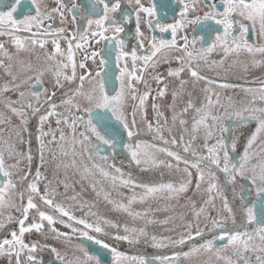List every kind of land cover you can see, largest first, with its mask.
<instances>
[{"label":"snow or ice","instance_id":"6c2138e0","mask_svg":"<svg viewBox=\"0 0 264 264\" xmlns=\"http://www.w3.org/2000/svg\"><path fill=\"white\" fill-rule=\"evenodd\" d=\"M129 4L133 3V0H128ZM183 3V0H179ZM2 3V0H0ZM21 0H14L11 10L8 12H0V37H8L15 47L16 52L19 54L21 52L34 51L38 46L40 49L45 48L47 41L41 36H48L51 30V26L45 29L41 36L37 33L32 32V27L36 26L39 28L40 24L44 19H53L52 12H58L61 17H63L64 5L57 0V7L52 10V12L41 13L40 6L37 4V0H32L35 6V15H25L23 19H17L14 17L13 13L17 11L16 5L20 4ZM121 0H114V2L109 5L106 0H94L91 8L87 9V17L82 15V19H87L88 27L85 28L84 33H73L72 38L69 39L68 52L65 57L64 52L61 50L57 40H53L54 49L51 53L45 52V60L40 65L43 71H51L57 87H62L61 79L64 81L72 82L78 81L79 84L76 88L72 89L70 93L66 92L64 98L61 99L60 104L66 106L68 115L64 113L57 112L56 108L58 105L53 101V96L55 92L51 95L46 96L43 103L40 102L41 91L46 92V89H41V91H32L31 88L28 95L32 97V100L26 99L25 92H19V99L17 101L6 100L5 106L11 110L13 115L20 119L21 129L13 127L11 129L10 137L15 138V142L9 143V141L0 140V177H3L2 182H0V210L5 207L11 209L16 208L20 213L19 217H13L8 214L6 219L8 222H13L17 224L18 230H12L8 236L0 238V255H7L9 257V262L11 264V259L15 257V264H21V256L25 258L28 264H42L40 260L37 259L33 253L38 250H43V248H48L49 246H41L39 243H26L24 236L26 233L38 232L42 235L48 233L54 234L53 239H62L66 243H70L72 237L68 233L58 231L54 225L60 223L65 227L70 228L71 233H78L79 237L91 241L93 244L98 245L101 249H107L111 253V264H124L125 261H134L135 264H147V259L145 257L137 256H126L119 252L117 249L111 247L103 240L98 238V235H107V231L104 225H108L112 228H119L120 226L108 219L97 216L96 221L89 222L87 219L77 218L69 211L68 206L62 202L56 200V189L51 185V182L45 184L44 191L41 193L38 187L42 179L46 180L47 177L44 176L40 168L37 167L35 175L31 176L29 179L30 171H25L20 168V162L27 160L28 168L31 169V164L33 160L32 152L29 149L26 152H18L16 150V143H24L22 132H28L27 124L29 120V112L31 115L39 117L37 124V135L36 141L39 145V156H40V166L42 167L45 162V152L52 157L53 161H56L57 157H61L59 162L55 163L54 167L56 171H59L62 167L67 169H76L80 172L82 178H95L97 173L100 177H103L105 181L110 180L113 190L123 186L132 188H143L144 193L139 195V202L143 203L148 197H157L163 199H173L178 198L180 194L188 190V186L192 182V173L189 168H195L197 172L196 176V190L200 191L201 184L205 182V177H207V187L205 191L207 192L206 204L212 203L216 196L222 194V188L218 182L216 172L212 170L211 166H215L219 172L224 173L227 178V183L234 184L236 178L239 176L244 179H249L251 184L255 188V199L249 203H245V197L241 196V207L239 211L244 217V221L241 225L235 226L234 210L229 206L227 199L224 201V209L228 213V218L232 219L234 227L232 229H227V224L217 220H212L213 229L221 228L225 229L221 234L213 233V239L207 240L202 244L196 245L193 243L195 237H200L203 239L204 233L202 230L197 229L195 235L191 230V225L186 226V230L181 232L178 239H173L167 237L164 239H158L156 236L151 237V244L154 248L167 247L169 244L179 247L191 245L189 251L183 253H176L173 257H168L167 255L163 257H153V259L159 261V264H175L178 257L183 256L184 258H189L194 254L203 252H212L216 259H224L225 264H235L232 256L244 258L245 264H248V260L245 253L254 252L258 253L256 255V264H264V107H253L251 102H247L241 105L239 108H235L231 100L228 101L223 107L226 109L225 116L231 119L235 116L242 123L247 121H255L256 127L255 131L252 132L251 136L247 139L246 144L243 147V153L239 157V161L234 163L230 159L228 145L223 139H218L215 144L208 147L207 141L213 137L214 128H219L221 131H227L223 127L221 121L225 119V116L217 115L215 109L220 106L219 99L215 102L211 99V92L209 88H204L205 98L207 103L202 104L200 107H196L191 99L187 103L183 112H187L189 109L194 110L195 115L192 117V135L190 136V142L188 144H183L184 153H190L192 157L197 158L198 162H191L186 157L181 156L178 152L170 150L167 147H159L155 150L159 153H164L172 160L176 161V171H183L186 179L182 180L178 185L173 183H160L158 185H142L137 184L135 181L126 177L124 173L121 172L119 168L114 169V173L108 171L112 168V165L108 164V157H100L103 163H99L95 160V155H99V149L94 148V144L98 141L100 144L107 145L110 149H115L117 141L115 137L106 135L108 125L106 123V114L111 113L113 119L123 125L124 130L127 132V136L131 139L135 133L129 129V126L124 119L123 107L126 104L128 96L126 90L136 91L134 84L135 80L137 83H142V75L137 76L135 62L140 60L143 62V67L139 69L142 74L149 67L156 68L160 62L159 54H163L165 51H179L181 54L176 57V62L180 64V67L176 69L169 68L167 75L169 77L179 78L181 73L187 69L190 76L194 81H206L208 84H212L213 81L203 76L199 72V68L203 65H207L208 54H210L214 49L220 48L225 54V58L230 53H236L237 55L241 52H247L249 56L255 57L256 54H264V44L253 45L250 44L246 39L241 40V37H246L249 33V28L245 22H249L252 25V31H256V25H259V35L264 37V0H222L223 12L216 11L215 4H207L209 11L204 14L203 21H214L215 24L221 25L223 27V36L217 35L213 44L208 48L195 49V51L189 50V44L195 48L196 40L188 41L187 37H183L184 44L180 47L177 46L176 35L177 29L182 28L187 24H200L202 20L200 17L194 19H187V12L189 11V5L184 4L183 11L181 12V19L176 21L175 24L164 25L156 22L155 29L160 32H168L171 29L172 39L171 40H160L156 41L154 38L150 42V48L147 55H137V51L134 49L129 53L125 50V41L120 34L124 32L123 24L127 23L129 20V15L127 13H121L120 20L118 22L117 18L111 15L116 13L120 9ZM135 7L134 11L136 14V35L140 37L142 33L140 32V13H144L148 17H154L156 15L154 8L144 7L141 4V0H134ZM99 5H103V14H100ZM77 6L73 3L72 8L68 9L69 13H73V9ZM97 16L98 18L93 19L91 17ZM220 17V18H217ZM73 23L75 24V15L73 18ZM145 23L152 28V20H145ZM92 25L96 26L99 31L89 32V28ZM239 25V36L235 35L234 28ZM56 33H63L64 29L54 30ZM111 31L112 36L105 35L106 32ZM30 32L31 35V49L27 46L26 41L29 37H21L18 33ZM97 37L99 36L102 40H106L109 43L115 42V58L117 62V67L119 68L120 75L116 77L120 81V90L116 92L114 96L106 94L105 89L111 83V75L109 70V60L112 56V50L109 49L105 52L104 56L100 57L98 70L93 76L91 71H85V74L77 75L76 67L77 65L73 61L74 49L72 47V42L77 37L80 40L86 41L88 36ZM75 47L77 49L81 48L80 43H76ZM140 47L143 48V42H140ZM0 53H3L5 57L9 60L12 56L5 50L4 43L0 42ZM99 53L93 52L91 58L95 62V57ZM131 56L133 61V66L131 71H127V60L128 56ZM60 57L61 59H57ZM66 58L67 63L64 62ZM89 57H85L88 59ZM124 60L125 67L120 68V61ZM164 63H169L167 59L163 61ZM223 60L217 62L212 61L213 66L223 64ZM22 63V61H21ZM253 67L264 64V61H257L256 59L251 60ZM0 66H4L2 61H0ZM69 66L72 68V75L69 77L64 74V69ZM80 69H86V65L81 62L79 64ZM11 65L6 66V74L12 77L9 84H5L0 88V92H9L15 88H19L22 83H27L28 80L33 79L32 76H28L27 79H23L14 75L10 71ZM26 71H31L32 66L27 65ZM43 71L40 76L43 75ZM99 77V81L96 80ZM125 77H127V82H125ZM157 84L163 82V78L159 75L154 77ZM36 84H41L40 77L37 76ZM85 80H88L89 84L92 85L90 89H84L83 85ZM186 81L180 80V88L183 89ZM221 87L227 88L228 84H222ZM246 92H259L261 95L259 99L264 101V87L259 89H245ZM165 94V88H160L158 90V95L163 97ZM79 97L80 100L76 98ZM176 93H173V98L175 100ZM148 98V93L144 95L137 96L132 95L131 99L139 101L138 104H133V124L135 125V115L136 110L139 108L143 110L145 100ZM84 101L86 106H82L80 101ZM19 105L16 107L15 105ZM39 105V106H37ZM42 114V110H44ZM231 109V111H228ZM153 110L156 111V105H153ZM86 113L87 120L83 115H78V113ZM95 113V117H94ZM101 113H104L102 115ZM182 115V113H181ZM50 117H55L57 127L52 129L50 126L47 131L44 130V125L49 121ZM162 113L157 114V126L154 128L151 124L148 125L150 132H154L155 138H159L164 145H168L169 141L164 139L161 135L163 131V124L161 123ZM178 117L173 115V124L177 122ZM211 121L212 123H209ZM5 123V121L0 118V124ZM10 123V121H8ZM186 121L184 119H179V124L184 125ZM63 125L68 129L67 134L64 128L60 126ZM83 125L84 131L77 132V129ZM203 130L205 134L204 148L207 150L208 155H203L197 152L191 141H194L196 133ZM56 132L60 135L57 138ZM90 133V134H89ZM93 137L95 140H93ZM47 138V139H45ZM183 142V137H181V143ZM55 144L53 148L51 145ZM173 146L177 145L175 138L171 140ZM7 145L5 148L4 146ZM125 150H127L133 159V161L140 165L142 163L148 164L149 162L153 167H159L161 165L167 167L168 169L173 168V164L166 163L165 161H157L154 157L144 154L142 159L141 150L143 145L137 143L133 148L130 144L125 143L123 145ZM147 147H153L148 145ZM223 150L221 157L220 150ZM231 149L233 152L236 151V140L233 138ZM7 151L9 158H15L16 163L6 166L4 153ZM87 155L88 161L91 164L89 167L83 161V156ZM256 157L255 162L253 158ZM183 163L185 165L184 169L179 168V164ZM15 170V173L12 170ZM251 173V176L246 175ZM15 175V181L13 179ZM17 182L20 184V191L16 193ZM102 181L99 179L94 180L93 189L96 191L99 197L103 193L104 200L111 204L116 211L126 213L133 220L140 219L144 221L145 225L156 223L151 219L147 218V213L133 211L132 205L137 202L138 196L134 192L133 195L128 198L127 204L114 200L111 198L110 194L105 192L101 187L99 190L96 189V185L101 184ZM67 184L65 188L67 189ZM215 193V195H213ZM17 194L20 199V204L16 205L13 200V195ZM25 194H27V199L25 202ZM39 200V204L36 202ZM73 201H76V196L71 197ZM259 206V216L257 214L256 208ZM42 206L47 208L48 211L42 210ZM195 211V208H194ZM54 212L57 215H52ZM206 209L201 207L199 211L195 212V215L199 217L202 213H205ZM0 211V215H2ZM91 215H96V213H91ZM30 216L32 219L30 220ZM67 218L65 220L64 218ZM47 222V228L45 229L44 222ZM77 225L82 226V228L77 227ZM253 226L252 231H247L248 226ZM5 227L4 221L0 220V229ZM245 229L241 231L240 229ZM96 233L97 236H93L90 233ZM125 235H117L115 238L117 240H124L130 244L138 243L140 237L147 238L148 233L145 227H129L127 224L124 225ZM167 241L165 243L164 241ZM215 241L224 242L220 247H214ZM77 249L83 253V258L77 256L74 258H67V254L62 255L56 248L51 247L50 250L54 254L58 264H102L99 256L90 254L83 246V244H77ZM232 255H227V253Z\"/></svg>","mask_w":264,"mask_h":264},{"label":"flooded vegetation","instance_id":"af4514ba","mask_svg":"<svg viewBox=\"0 0 264 264\" xmlns=\"http://www.w3.org/2000/svg\"><path fill=\"white\" fill-rule=\"evenodd\" d=\"M60 2L64 5V12L63 17L60 16L58 12H52L53 9L57 7V0H37V4L40 6L41 13L45 12H52L53 19H44L43 22L40 24L39 28L36 26L32 27V32L37 33L38 36H41L45 29H48L51 26V30L48 36H41V38L45 39L47 43L45 44L44 49H40L38 46L34 49V51L29 52H21L17 53L15 47L12 45L10 39L8 37H0V42L4 43L5 50L12 56V59L9 60L7 57L0 53V61H2L4 66H0V88H2L5 84H9L11 82L12 77L6 74V66L11 65V73L21 77L23 79H27L28 76H32L33 79L28 80L27 83H22L19 88H15L9 92H0V118H2L5 123L0 124V126H4L8 124L6 130L9 133H3V128L0 127V140L9 141V143L15 142L14 137H10L11 129L15 126L18 129H21L22 126L20 125V119L13 115L11 110L5 106L6 100L17 101L19 99V92H25L26 99L32 100V97L28 95V92L31 88L32 91H41V89H46L47 91H41L40 102L43 103L46 96L51 95L55 92V96H53V101L58 105L56 108L57 112L64 113V115H68L67 108L64 105L60 104L62 98H64V94L66 92L70 93L72 89L76 88L79 84L78 81H64L61 79L62 87L56 86L55 78L51 71H43L40 65L45 60V52L51 53L54 49L53 40H57L61 50L64 52L65 57L67 56L68 52V41L72 38L73 33H84L85 28L88 27L87 19L83 18L82 15L87 17V9L91 8L93 5L94 0H60ZM109 5H111L114 0H106ZM14 0H2L0 3V12H8L11 10L13 6ZM73 3L76 4V8L73 9V13H69L68 9L72 8ZM141 4L144 7H151L154 8L156 15L154 17H148L144 13H140V32L142 35L137 37L136 35V14L134 11L135 3L133 0L132 4H129L128 0H121L120 9L116 13H112L114 17L117 18L118 22L121 17V13H127L129 15V20L127 23L123 24L124 32L120 34L125 41V50L131 53L132 50L137 51V55H147L148 50L150 48V42L153 38L156 41L160 40H171L172 34L171 29L168 32H160L155 29L156 22L164 25H171L175 24L176 21L181 19V12L183 11L184 4L189 5V11L187 12V19H194L196 17H200L201 20L205 13L209 11V8L206 6L207 4H215L217 12H223V3L222 0H183V3L179 2V0H141ZM17 11L13 13L14 17L17 19H23L25 15H35V6L32 3V0H21V3L16 5ZM100 14H103V5L98 6ZM75 15L76 23H73V18ZM93 19L98 18L97 16L91 17ZM220 18V17H217ZM145 20H152V28L150 29L149 26L145 23ZM249 28V33L246 37H241V40L246 39L250 44L253 45H261L264 44V37L259 35V25H256V31H252V25L249 22H245ZM63 28V33H56L54 30ZM239 25H236L234 28L235 35L239 36ZM91 31H99L96 29L95 25H92L89 28V32ZM21 37H29L26 41L27 46L31 49V35L30 32H21L18 33ZM105 35L112 36L113 33L111 31L106 32ZM217 35L223 36V27L221 25H217L214 21H203L200 24H187L182 28L177 29L176 41L177 46L180 47L184 44L183 37H187L188 41H192L193 39L196 40L195 48L191 44H189V50L195 51V49L200 48H208L213 44L215 37ZM143 42L144 47H140V42ZM76 43H80L82 45L81 48L77 49L75 47ZM115 42L112 41L109 43L106 40H102L99 36L91 37L90 35L87 37L86 41L80 40L77 37L72 42V47L74 49L73 53V61L77 65L76 73L77 75L85 74V71H91L93 76H95V72L98 70L99 60L101 56H104L105 52L109 49L112 50V56L109 60V70L111 75V83L105 89L106 94L110 96H114L116 92L120 90V81L116 79L117 76L120 75L119 68L117 67V62L115 58ZM223 45L220 46L222 48ZM220 48L214 49L210 54H208V61L207 65H203L198 69L199 72L205 76L210 78L213 83L208 84L206 81H194L193 78L188 73L187 69L183 73H181L179 78L176 77H169L167 72L169 68L176 69L180 67V64L176 62V57H178L181 53L179 51H165L163 54H159V64L156 68L149 67L145 72L142 74L139 72V69L143 67V62L137 60L135 62L136 65V75H142L143 81L142 83H137L135 80L132 83L135 86L136 91L133 92L130 90V99L126 101L125 106L123 107L122 111L124 114V119L126 120L129 129L134 131L135 135L129 139L127 136V132L124 130L123 125L117 122L115 119L112 118L111 113L106 114V123L108 125L106 135H110L115 137L117 141L115 149H110L107 145L100 144L98 141L95 142L94 148L99 149V155H95V160L99 163H103L100 157H108V164L112 165V168H109L108 171L114 173L115 168H119L122 173L125 174L126 177H129L131 180L138 183L144 184H152L156 183L160 180V178H165L164 182L169 180L170 175L168 171L164 170V166L151 167L150 164H140L137 165L132 157L131 154L125 150L123 145L125 143L130 144L133 148L137 143L145 146L142 148L141 153L144 157L146 153L148 156L152 151L159 147H167L170 150L178 152L181 156L189 158L191 162H198L197 158L192 157L190 153H184L183 151V144H188L190 142V136L192 135V117L195 115L194 110L189 109L187 112H183V109L186 107L187 103L191 99L192 103L196 107H200L202 104L207 103L205 98V93L203 91L204 88H209L211 92V99L213 102L219 99V105L215 111L217 115L225 116L226 109L223 105H226L229 100L232 101L233 106L235 108L241 107V105L246 104L247 102H251L253 107H264V101L259 99L261 95L259 92H246L245 89H259L264 87V64L259 66L253 67L251 64V60L254 58L257 61H264V54H256L255 57L249 56L247 52H241L240 54L230 53L226 58L225 54ZM93 52L99 53L95 57V62L91 58V54ZM89 57L85 59V57ZM57 59H61L57 57ZM167 59L170 61L169 63H164L163 61ZM127 71H131L133 66V61L131 56L129 55L127 58ZM223 60V64L217 63V65L213 66L211 64L212 61H221ZM22 61V63H21ZM64 62L67 63L66 58ZM83 62L86 65V69H80L79 64ZM32 66L31 71H26L27 65ZM120 68L125 67L124 60L120 61ZM43 71V75L40 76V73ZM64 74L67 76L72 75V68L69 66L67 69H64ZM161 76L163 78V82L157 84L155 80V76ZM39 76L41 80V84H36V77ZM149 77V80H153L154 87L145 86L147 82L145 79ZM99 77H96V80L99 81ZM125 82H127V77L124 78ZM180 80L186 81L183 89L180 88ZM222 84H228L229 87L224 88L221 87ZM84 89H90L92 87L89 84L88 80H85ZM160 88H167V89H175L174 92H166L163 97L166 95L171 96L173 106V112L169 117L164 106L162 111L166 112V114H162L161 123L168 133L161 132V135L164 139L169 141L168 145H164L159 138H155V133L150 132L148 129V125L150 124L149 121H145V111L144 109H137L135 115V125L136 127L133 129V104H138L139 101H133L131 99L132 95H137L138 97L148 93V98L145 100L148 103L156 100V94ZM173 93H176L175 100L173 98ZM161 97V96H160ZM166 98V97H165ZM80 100L79 97L76 98ZM81 103V101H80ZM146 103H144L145 106ZM156 111L152 110L155 113L154 116V124H151L154 128L157 126V111L159 109V103H156ZM19 107V105H15ZM39 106V105H37ZM125 109H128L125 112ZM42 110V114L43 111ZM142 112V116L144 119L140 120L137 116L138 112ZM147 111V108H146ZM228 111H231L229 109ZM182 113V115H181ZM95 114V113H94ZM104 115V113H101ZM178 117L177 122L173 124V115ZM78 115H83L85 120H87L86 113H78ZM166 116V118H165ZM95 117V115H94ZM38 115L33 116L31 112H29V120L27 124L28 132H22V137L24 143H16V150L18 152H26L29 149L32 152L33 160L31 164V169L28 168L27 160H23L20 162V168L24 169L25 171H30L29 179L31 176L35 175L37 167L40 168L41 173L47 177L46 180L42 179L38 185L40 192L44 191L45 184L51 182V185L56 189V200L62 202L66 206H68L69 211L72 212L74 216L80 219H87L89 222H94L97 219V216L102 217L104 219H108L116 224H118L119 228H112L108 225H104L107 235L103 234H96L90 233L93 236H97L98 238L103 240L105 243L110 245L111 247L117 249L119 252L123 253L126 256L132 257H145L147 259V264H159V261L153 259V257H163L167 255L168 257L175 256L176 253H183L189 251L191 245L187 246H173L169 244L167 247L162 248H154L151 244V235H149V243L145 237H140L138 243L130 244L124 240H117L115 237L117 235L123 236L125 235L124 232V225H130L129 222L122 219V212L116 211L111 204H108L104 198L103 193L98 197L96 192H93L90 188V178H82L79 171L76 169H67L65 170L63 167L59 170H55V163L59 162L61 157H57L56 161L52 160V157L45 152V162L43 166H40V156H39V145L36 141L37 135V124H38ZM179 119H184L186 123L184 125L179 124ZM55 117H50L49 121L45 123L44 130L47 131L49 126L52 129L57 127L55 123ZM10 121V123H8ZM209 123H212L209 121ZM224 128L227 131H221L219 128H214L213 132L214 135L210 138L207 143L208 147H211L213 143H216L218 139H223L226 144L228 145V151L230 155V159L232 162L236 163L239 161L240 155L243 153V147L247 142V139L251 136L252 132L255 131V121H247L242 123L239 119L233 116L231 119H228L225 116V119L221 121ZM121 126V128H120ZM64 128L66 133L67 128L64 126H60ZM169 127V129H168ZM118 130L123 132L122 137H118ZM172 130V131H171ZM84 131L83 125H81L77 132ZM59 134V132H56ZM181 137H183V142L181 143ZM196 139L191 141L194 148L197 150L198 153L203 155H208L207 150L204 148L205 143V134L204 131L201 130L196 133ZM175 138L177 141V145L173 146L171 144V140ZM233 138L236 140V151L233 152L231 149V144ZM47 139V138H45ZM93 140L95 138L93 137ZM148 145H152L153 147H147ZM5 148L7 145L4 146ZM52 147V145H51ZM154 148V149H153ZM121 152V155L119 154ZM220 154L222 157L223 150H220ZM166 155V154H165ZM167 156V155H166ZM5 157V164L6 159L9 160L8 165H12L16 163V159L10 162V158L8 156L7 151L4 153ZM12 159V158H11ZM256 157L253 158L255 162ZM83 161H88V157L86 155L83 156ZM6 164V166H8ZM212 170L216 172L218 182L222 188V194L216 196L215 200L212 203L206 204L205 201L207 200V192L205 191L207 187V177H205V182L201 184L202 193L201 191H192L190 196L185 200L184 196L182 204L179 206V211L174 213V215H163L162 218L158 217H150L154 218L153 221L156 223H165L163 228L167 229L160 232L163 235H170L172 232H169L173 229L175 234L171 238L178 239L181 232L186 230L187 225H191V230L193 235H195V231L197 226L200 230L203 231L204 236L203 239L200 237H195L193 243L196 245L202 244L207 240L213 239V233L221 234L225 229L215 228L213 229L212 220L215 218L227 224V229H232L234 227L232 223V219L228 218V213L224 209V201L225 198L230 207L234 210V219H235V226H239L244 221V217L242 216L241 212L239 211L241 207V200L240 197H245V203H249L250 201L255 199V188L251 184L249 179H244L241 177L236 178V182L234 184L227 183V178L225 177L224 173L219 172L215 169V166H211ZM15 173V170H12ZM189 171L192 173V182L196 185V176L197 172L195 168H189ZM175 174H177L175 172ZM246 175L251 176V173H247ZM182 178L184 179V173L181 174ZM15 181V175L13 177ZM3 177H0V182H2ZM149 182V183H148ZM168 182V181H167ZM94 182L91 183V185ZM65 184H67V189L65 188ZM103 187H106L107 193L110 195L116 194V192L123 193V197L127 195H133V193L138 192L137 188L129 187H119L116 190L112 189L111 181L104 182L102 184ZM194 190V189H193ZM20 191V184L17 182V189L16 193ZM76 196V201H73L71 197ZM215 195V193L213 194ZM27 199V194H25V202ZM13 200L16 205L20 204V199L17 194L13 195ZM167 200V199H165ZM38 204L40 203L37 199L36 201ZM201 207L206 209L205 213H202L199 217L195 215V212L199 211ZM195 208V211H194ZM42 210L48 211L47 208L42 206ZM2 211V215H0V220L4 221L5 227L0 229V238L4 236H8L12 230H18L17 224L15 221L8 222L6 217L8 214H11L13 217H19L20 213L16 210V208H7L0 210ZM257 214L259 216V206L257 205L256 208ZM91 213H96V215H91ZM52 215H57L56 213L52 212ZM168 217V218H166ZM158 218V219H157ZM32 217L30 216V220ZM67 220V218H64ZM161 219V221H159ZM178 222L172 223V221ZM152 223L149 224L150 226L148 229V234H151L152 225L156 224ZM45 229L47 228V222H44ZM133 227L138 228V223L134 222L131 224ZM54 227L64 233H68L72 240L70 243H66L62 239H53L52 236L54 234L48 233L46 235H42L38 232H30L26 233L24 236L26 243H39L42 247L47 245L48 248H43V250H38L36 253H33L34 256L37 257L38 260L42 262V264H58L54 254L51 252L50 248H56L62 255L67 254V258L71 259L74 257H81L83 258V253L80 252L76 245L83 244L84 248L92 255L99 256L102 264H111V253L107 251V249H101L98 245L93 244L91 241L84 240L79 237L78 233H71L70 228L65 227L60 223H56ZM77 227L82 228V226L77 225ZM253 226H248L247 231H252ZM241 231L245 229L241 228ZM167 243V241H164ZM221 241H215L214 247H220L222 245ZM258 253L248 252L245 253V256L248 260V264H256V255ZM227 255H232L230 252ZM232 259L235 261V264H245L244 258L232 256ZM0 264H10L9 257L7 255H0ZM11 264H15V257L11 259ZM21 264H28L23 256H21ZM124 264H135L134 261H125ZM175 264H225L224 259H216L215 255L212 252H203L194 254L189 258H184L180 256L176 259Z\"/></svg>","mask_w":264,"mask_h":264},{"label":"rangeland","instance_id":"374dc122","mask_svg":"<svg viewBox=\"0 0 264 264\" xmlns=\"http://www.w3.org/2000/svg\"><path fill=\"white\" fill-rule=\"evenodd\" d=\"M145 80L147 81L145 83V86H148L150 88L154 87L153 86V80H149V77L146 78ZM167 91L168 92H174L175 89H167L166 88L165 89V93ZM130 92H131L130 90H126V94L128 96V99H127L128 101L130 99ZM156 97H157L156 100H153V101H151L149 103L147 101L145 102L146 104H145V106H143V109L145 111V113H144L145 114V119L142 116V112L141 111L137 113V116H138V118L140 120L144 119L145 121H149L150 124H154V121H153L154 119L153 118L155 116V113L152 110H153V105L156 104V103H159V105H160L156 114H158V113L166 114V112H167L168 116L169 117L171 116V114L173 112V106H174V104L172 102V99H171V96L166 95L165 96L166 98L165 97H160L158 95V93H157ZM81 104H82V106H86L85 102L82 101V100H81ZM163 106H164L166 112L162 111ZM146 108H147V111H146ZM127 111H128V109H125V112H127ZM165 118H166V116H165ZM55 123H56V121H55ZM61 126H63V125H61ZM0 127L3 128V133H5V132L9 133V131L6 130V128L8 127V124L4 125L3 127L2 126H0ZM168 129H169V127H168ZM67 132H68V129L66 131V134H67ZM163 132H165L166 134L168 133V131L166 130V127H163ZM56 136L58 138L59 134H56ZM213 144H215V143H213ZM55 146H56L55 144L52 145L53 148ZM150 152L151 153L149 154V156L154 157L157 161H165L166 163H171V164H173V168L172 169H168L167 167L164 166V170L168 171L169 172L168 175H170L169 180H167L168 182L167 181L164 182L165 178L163 177V178H160V180L158 182L152 183V184H149V185H158L160 183H173V184L178 185L182 180L186 179L185 176H184V179L181 176L183 171H181V172H177L176 171V167H175L176 166V161L175 160H172L170 157L166 156L164 153L157 152L155 149L153 151L151 149ZM119 154L121 155V152ZM141 158L143 159L144 157H141ZM187 159H189V158H187ZM12 160H13V158L12 159L10 158V162ZM6 164L7 165L9 164V160L8 159H6ZM85 164H87L89 167H91V164L89 163V161H85ZM149 164H150L151 167H153L150 162H149ZM161 166H163V165H161ZM184 167H185V165L183 163L179 164V168L181 170H183ZM157 168H159V167H156V169ZM175 172L177 174H175ZM96 179H99V180L102 181L101 184L96 185V189L99 190V188L102 187L104 189V191L106 192L107 189H106V187H103L102 184H104V182H110V180L105 181L104 178L100 177L99 173H97V176L95 178H90V180H89L90 181V188L92 189L93 192H96V191H94L93 184L91 185V183L94 182V180H96ZM138 184L148 185V184H144V183H138ZM192 191H196V185H194L193 183H191L188 186V190L186 192L180 194V196L178 198L165 200L163 198H159V194H157V197H148L143 203H141V202H139V195H142L144 193V189L138 187V192L136 193L137 196H138V199H137V202H135L132 205V209H133V211H136V212H142V213L146 212L147 213V218L151 219V220L154 219V218H150V217H153V216L154 217L160 216V217L164 218L163 215H168V214L174 215V213H177L179 211V207H180L179 205L182 204V202H183V198L182 197L184 196V198L186 200L191 195L190 193ZM200 191L202 193V187H201ZM110 196L114 200H118L120 202H123L124 204H127L128 198H130L132 195H127L126 197H123L124 196L123 193L116 192V194H113V195H110ZM112 209H114V208H112ZM166 218H168V217H166ZM122 219H124L125 221L129 222V224H130V225H128L129 227H133L131 224H133L134 222H137L138 223V228L145 227V230L148 233V229L147 228L150 225L149 224L145 225L143 220H140V219L133 220L131 217H129L126 213H123V212H122ZM168 220H169V218H168ZM159 221H161V219ZM165 223L161 222V223H156V224L152 225V230H151V232H149L151 234H148L147 238H145L147 240V243L150 242L149 241V235H151V237L152 236H156L158 239H164V238H167V237H172L173 234H175L174 233L175 231L173 229H171L169 231V232H172V234H170V235H163V234L160 233V232H162L164 230H167V229L163 228ZM172 223H177V225H178V222H175L174 220L171 222V224Z\"/></svg>","mask_w":264,"mask_h":264},{"label":"water","instance_id":"95a60500","mask_svg":"<svg viewBox=\"0 0 264 264\" xmlns=\"http://www.w3.org/2000/svg\"><path fill=\"white\" fill-rule=\"evenodd\" d=\"M120 128H121V126H120ZM117 132H118V137H122L123 132H121V130H118Z\"/></svg>","mask_w":264,"mask_h":264}]
</instances>
